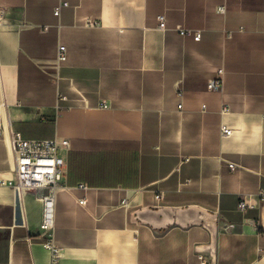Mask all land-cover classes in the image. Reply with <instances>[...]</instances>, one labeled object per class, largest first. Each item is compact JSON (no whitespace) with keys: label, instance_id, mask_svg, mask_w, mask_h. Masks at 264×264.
<instances>
[{"label":"crops","instance_id":"1","mask_svg":"<svg viewBox=\"0 0 264 264\" xmlns=\"http://www.w3.org/2000/svg\"><path fill=\"white\" fill-rule=\"evenodd\" d=\"M66 1L0 0V264H55L14 132L70 142L56 264H264V0Z\"/></svg>","mask_w":264,"mask_h":264},{"label":"built area","instance_id":"2","mask_svg":"<svg viewBox=\"0 0 264 264\" xmlns=\"http://www.w3.org/2000/svg\"><path fill=\"white\" fill-rule=\"evenodd\" d=\"M54 13L60 17L63 9L69 7L66 0H57ZM226 8L220 7L219 12L225 13ZM6 24L5 12L0 10V25ZM88 26L95 23L88 20ZM48 27H45L47 29ZM167 28L166 18L159 17V29ZM182 36H191L196 41L201 39L199 31H193L184 27H178ZM68 59V51L65 45H59L57 53V65L60 66ZM209 90L223 93L225 90V71L220 69L216 77L211 79L208 84ZM61 100L65 97L60 96ZM228 108L224 107L223 112ZM222 135L228 137L233 134V130L227 126L221 129ZM12 145L16 160L15 177L12 181L1 184H8L12 187L15 195V208L25 221L27 216L26 200L32 197L42 204L41 235L45 236V246L52 253L53 262L59 258V246L55 239L56 206L58 193L63 189V182L67 175V156L70 152V142L68 139H47V140H28L20 132H14ZM232 169L234 164H230ZM87 188L86 185H80ZM161 200L162 195H157ZM86 201L81 200L80 204L85 205ZM239 207L245 209L246 204L241 202ZM228 228V227H226ZM204 261V259L202 258Z\"/></svg>","mask_w":264,"mask_h":264}]
</instances>
